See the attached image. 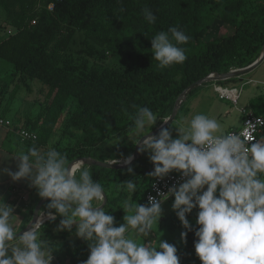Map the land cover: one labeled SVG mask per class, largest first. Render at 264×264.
<instances>
[{
	"label": "trees",
	"instance_id": "16d2710c",
	"mask_svg": "<svg viewBox=\"0 0 264 264\" xmlns=\"http://www.w3.org/2000/svg\"><path fill=\"white\" fill-rule=\"evenodd\" d=\"M0 10L12 30L0 39V60L13 67L19 81L11 96L20 86L30 90L29 83L35 80L44 96L38 114L22 125L37 139L25 143L45 147L63 113L65 130L74 137L72 145L55 146L38 159L44 174L35 188L71 198L72 205H76L72 198H78L83 207L95 205L94 194H79L56 180L68 163L82 157L104 162L130 156L135 150L120 138L145 118L152 119L150 131L154 130L186 87L212 73L248 66L264 44V0H0ZM221 30L226 33L221 35ZM77 35L76 50L72 47ZM108 57L127 64L123 70L105 67ZM7 92V86L0 88L1 96ZM248 107L254 115H264V93L250 99ZM161 143L159 135L144 147L127 174L86 166L78 170L79 166L73 183L103 191L107 202L102 210L87 213L53 198L42 205L36 226L27 234L36 242L41 236L59 240L52 247L57 261L90 264L98 257L106 262L110 254L106 247L140 213L153 178L197 169L189 158L172 159L173 148ZM171 160L175 162L169 166ZM263 177L264 166L250 158L232 180L242 193L231 230L236 238L255 240L256 229L264 224V197L256 193ZM41 197L31 202L29 219ZM175 197L179 207L167 225L171 231L178 230L180 246L171 264H209L205 247L218 242L207 221L227 200L228 191L207 197L205 205L204 196L193 188ZM72 211L91 217L55 235L56 224L71 220ZM78 232L83 235L67 240Z\"/></svg>",
	"mask_w": 264,
	"mask_h": 264
},
{
	"label": "rangeland",
	"instance_id": "374dc122",
	"mask_svg": "<svg viewBox=\"0 0 264 264\" xmlns=\"http://www.w3.org/2000/svg\"><path fill=\"white\" fill-rule=\"evenodd\" d=\"M10 33H12V30L4 23V14L0 10V39L6 37ZM225 33V30L220 31L221 35ZM228 33L231 34L232 30H229ZM79 39L80 37L77 35L76 44L72 47L73 49L77 50L79 48ZM258 55L253 59L252 63L257 59ZM126 64L127 61L117 60L112 57H108L103 63L105 67L116 70H123ZM249 80H252L256 84L253 85L252 83H248ZM18 83L19 81L14 75L13 67L7 62L0 60V88L4 90L7 86L8 90L4 95H0L2 97L0 101L2 106L0 108V117L1 119L6 118L10 120L15 126L23 125L27 118H34L38 114L41 102L44 99V96L41 94V84L37 80L29 83L30 90H26L25 87L20 86L18 87L19 89L16 95L11 96V93H13ZM214 85L232 89L235 93L239 92L237 104H232L228 98L220 99L219 95L214 91ZM263 92L264 57L253 70L238 78L227 81L209 82L199 86L189 94L187 100L181 104V106L183 105V109L178 119H183L188 109H193L198 116L208 111L211 115H204L207 119H202L201 123L205 132L203 134L216 136L230 125L237 126L240 121L237 109H248L249 100L253 96ZM5 108L6 110H4ZM225 111H228L230 114L225 115ZM216 113H218V115H215ZM64 118L65 113H63L62 119L54 131L52 140L45 147H40L38 150L30 152V158H25L28 168L26 169L23 164L13 163L12 174L8 177L5 176V178L12 180L11 182L13 184H17L20 180L23 181L24 184H30V182L38 178L37 174L39 172L41 173L43 169L41 164H35L32 160L45 156L46 153L49 152L50 149L53 150L55 146L64 147L74 143V137L65 130ZM148 123L150 126L151 119L145 118L134 131L123 136L119 141L125 146L131 147L135 145V143L150 130ZM201 125L198 127H202ZM14 140L16 141L15 138ZM17 140L20 141L19 139ZM17 143L20 147L25 149L23 145L19 142ZM185 155L195 159L194 155L190 152L185 153ZM262 159L264 161V154H262ZM113 164L115 163L108 165ZM79 169L80 167L78 170ZM64 172L65 168L58 173L56 180L64 179ZM130 172L131 169H127L124 174ZM192 183L193 189L204 196L202 202L204 205L207 197L219 193L223 189L228 191L227 200L207 221L212 237L218 242L215 246L205 247L210 254L209 264H264V248L260 242L256 239L236 238L231 232L235 221L234 210L238 209L237 199L241 196V191L232 186V181L221 179L217 173L213 172L206 164L199 165V168L193 174ZM256 193L258 196L264 197V177L259 181ZM178 207L179 199L178 197H174L162 202L161 205L151 213L142 215V217L144 216L147 220L141 223L142 225L135 230L137 236H134L135 233H130L125 239L123 251L117 264H171L170 260L178 252L180 242L178 230H169L167 223L171 213L175 212ZM72 215H77L78 217L82 216L81 213L77 211H72ZM125 216L128 220H131L130 214L127 213ZM192 221V219L189 220V222ZM74 224L75 222L73 220L61 222L56 224L54 230L55 232L60 231ZM131 225H133L132 222ZM126 250L129 252V256L125 253ZM99 263L107 264L106 262Z\"/></svg>",
	"mask_w": 264,
	"mask_h": 264
},
{
	"label": "crops",
	"instance_id": "0c3cea01",
	"mask_svg": "<svg viewBox=\"0 0 264 264\" xmlns=\"http://www.w3.org/2000/svg\"><path fill=\"white\" fill-rule=\"evenodd\" d=\"M248 83H252L253 85L256 84L252 80H249ZM256 96H253L252 98ZM238 110L239 109H237V112ZM179 114L177 115V117H175V119L172 121V123L169 125V127L166 129L165 133L161 137L162 140L161 144L169 145L173 148L172 159L178 161L181 158L180 156H182V158H189L192 163L196 164L198 169L200 164L205 165L204 161H202L196 156H194L195 157L194 159L190 156L185 155V153L188 152L185 147L188 143L196 142L199 141L200 139L209 136V134H205V135L203 134L205 132L203 129V125H201V123H202V119L205 120L207 119L206 116L204 115L210 116L211 114L210 112L205 111L203 115L198 116L196 115V112L193 109L192 110L188 109L183 119L182 118L178 119ZM228 114L230 113L227 111L225 115ZM215 115H218V113H216ZM239 118L240 121L237 126L230 125L227 128H224L216 136L223 135L230 129L239 128L241 125L240 114H239ZM151 123H152V119H151ZM199 125H201L202 127L199 128L198 127ZM148 127H150L149 123H148ZM150 132L151 131L149 130L143 136L147 135ZM14 138L16 139V141L14 140ZM17 139L18 137L13 129L0 127V264H68L67 260L57 261V259L54 257L52 253V247L58 245L60 243L59 240H48L46 236L44 237L41 236L39 242H36L33 240L32 236H30L31 234H27V235L25 234L13 240L7 241L15 234L24 230L28 225L30 220L29 206L31 202L34 200V198L35 197L38 198L42 196L40 198L41 200L45 196L52 194L50 191L35 188L43 177L44 169L41 170V173L39 172L37 174L38 178L30 182V184H24V182L21 180L17 184H13L11 182L12 180H10L9 178H5V176L8 177L10 174H12L13 163H17L21 165L23 164L27 169L28 167L26 165L27 164L26 159H28L27 157L30 158L29 153L38 150V148L34 147L33 144L23 143L18 141ZM17 142L23 145L25 149L20 147ZM262 154H264V136H259L258 142L252 150V157H251L252 163L257 164L260 167H263L264 161L262 159ZM38 159H34L32 160V162L35 164L38 163L42 165L41 162H38ZM174 160L170 161L169 166L173 165V163L175 162ZM77 168L78 166L77 167L75 166L73 172L74 174L76 173ZM197 169L195 171H197ZM194 172L190 174L191 182ZM66 198L68 200H71V198L68 197ZM72 201L74 202V204H76L74 206L77 207L83 206L82 201L78 198H72ZM92 201H94L95 203L94 206H91L92 208L99 206L100 202L95 194H94V200ZM39 215H40V210H39ZM81 215H82L81 217H78L77 215L73 216L71 220H73L75 224L73 226H68V227H74L80 222L90 219L91 217L89 214H85V213H81ZM141 218L142 219L138 224L131 225L128 228V230L123 233L124 238L121 242L119 259L123 251L125 239L130 235V233H135V230H137L140 227V225H142L141 223H144V221L147 220V218H144V216ZM60 231L55 232L54 230L55 235H57ZM136 234L137 233H135L134 236H137ZM82 235H83L82 232H78L76 235L67 238V240L73 241L76 238L81 237ZM34 239H37V236H35ZM260 243L263 245L264 248V243L262 242ZM125 253L129 256V252H127V250L125 251ZM99 262L102 261H100V259L96 257L90 262V264H100Z\"/></svg>",
	"mask_w": 264,
	"mask_h": 264
},
{
	"label": "built area",
	"instance_id": "2783aa9c",
	"mask_svg": "<svg viewBox=\"0 0 264 264\" xmlns=\"http://www.w3.org/2000/svg\"><path fill=\"white\" fill-rule=\"evenodd\" d=\"M48 9L52 10V6L50 5ZM214 91L220 99L228 98L232 104H237L239 92L235 93L228 88L217 89L216 86ZM238 112L241 117L239 128L230 129L223 135L205 137L199 141L188 143L185 147L204 161L221 179L230 181L240 174L246 162L252 157V150L258 142L259 136H264V115H254L249 108L239 109ZM0 127L14 128L18 139L23 143H32L37 139V134L34 131L26 130L22 125L15 126L8 119H0ZM192 188L190 174L185 172L155 176L140 205V213L133 217L132 224H138L142 215L151 213L165 200L175 197L185 189ZM223 191L226 190L223 189ZM96 197L101 203L100 196L96 195ZM123 238L124 236L121 234L106 247L105 250L110 252L106 259L107 264L118 263ZM255 239L264 243V224L256 229Z\"/></svg>",
	"mask_w": 264,
	"mask_h": 264
},
{
	"label": "water",
	"instance_id": "95a60500",
	"mask_svg": "<svg viewBox=\"0 0 264 264\" xmlns=\"http://www.w3.org/2000/svg\"><path fill=\"white\" fill-rule=\"evenodd\" d=\"M264 57V44L261 47V50L259 52V55L257 57V59L250 64L249 66L245 67V68H241V69H235V70H231L228 71L227 73H212L194 83H192L191 85H189L188 87H186L175 99L173 106H172V112L171 114H169L164 120L163 122L156 127L154 130H152L150 133H148L147 135L141 137L136 143L135 145L131 146V149L134 150H140V152L138 153L137 156L135 155H130L127 157H124L122 159H125L124 162H120L119 160H115V161H97L95 159L92 158H86V157H82V158H77L72 160L70 163L67 164V166L65 167V172H64V179H62V181H64L66 183L67 186H69L71 189H73L74 191H76L79 194H83V193H93L95 195L100 196L101 198V203L98 207L92 208V207H83V206H74L72 204L69 203V200L61 195V194H51L48 196H45L44 198H42L37 205L35 206L34 210H33V214L31 219L29 220L28 225L26 226V228L22 231H20L19 233L15 234L14 236H12L10 239H8L7 241L13 240L19 236L25 235L28 232H30L37 223L38 220V215H39V210L42 207V205L53 198H58L60 199L65 205H67L68 207L72 208V209H76L79 211H84L87 213H96L99 212L100 210H102V208L104 207V205L107 202V198L106 195L103 191H101L98 188L95 187H87V188H82L79 187L77 185H75L72 181V176H69V172H70V168L73 164L75 163H81L82 166H87V167H97V168H101V169H107V170H111V167L108 166V164L114 163V162H118L115 167L112 170H121V171H125L127 169L130 168V166L133 164V162L138 159L140 157V154L142 152V150L144 149V147H146L148 144L152 143L157 136L161 135V137L163 136V134L165 133L166 129L169 127V125L172 123V121L175 119L178 110L181 107V104L186 100V98L188 97V95L195 90L196 88H198L199 86L205 84V83H209V82H218V81H227L233 78H238L248 72H250L251 70H253L261 61V59Z\"/></svg>",
	"mask_w": 264,
	"mask_h": 264
},
{
	"label": "bare ground",
	"instance_id": "6f19581e",
	"mask_svg": "<svg viewBox=\"0 0 264 264\" xmlns=\"http://www.w3.org/2000/svg\"><path fill=\"white\" fill-rule=\"evenodd\" d=\"M216 88L217 89H221V90H224V88H222V87H218V86H216ZM172 112V111H171ZM171 114V113H170ZM140 152V150H135L134 152H132V155H135V156H137L138 155V153ZM119 161L120 162H124L125 161V159H119ZM78 165V167L80 166V168L82 167V165H81V163H75V164H73L72 166H71V168H70V172H69V176H72L73 177V175H74V168H75V166H77ZM115 165L116 164H113V165H108L109 167H111V169H113L114 167H115ZM94 168V167H93ZM83 169H81V171H82ZM80 171V172H81ZM79 172V173H80ZM83 172V171H82ZM83 175V174H82ZM82 178H83V176H81Z\"/></svg>",
	"mask_w": 264,
	"mask_h": 264
}]
</instances>
